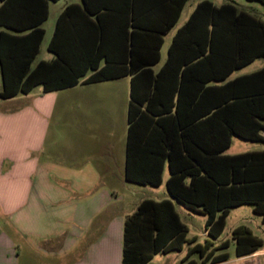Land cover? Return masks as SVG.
Wrapping results in <instances>:
<instances>
[{"label":"trees","instance_id":"trees-1","mask_svg":"<svg viewBox=\"0 0 264 264\" xmlns=\"http://www.w3.org/2000/svg\"><path fill=\"white\" fill-rule=\"evenodd\" d=\"M84 1L83 12L88 15L90 7ZM187 1L129 0L132 31L126 38L130 46L126 62L108 61L102 69L100 63L106 57L103 37L90 49L83 47L79 37L60 38L65 20L77 9L68 7L59 17L49 45L57 59L42 61L32 68L45 36L41 25L49 15L46 1V14L30 34L32 48L24 69H8L0 56V99L29 94L38 86L43 87V93L69 89L79 85L91 70L95 73L86 84L132 76L126 180L160 187L168 165L170 178L166 186L171 197L189 211L207 217L209 239L204 245L197 243L189 248L181 264H220L229 261L230 256L217 252L229 248L230 241L213 246L226 229L231 209L252 205L264 223V151L225 155L234 137L264 142V67L230 80L235 71L264 58V22L231 4L216 7L204 1L177 32L164 67L154 75L151 67L161 61L163 36L178 23ZM168 14L167 22L164 19ZM158 20L164 27H157ZM98 29L103 35L100 24ZM60 43H70L71 54L62 53ZM171 72L177 77L181 72L172 103L170 107L162 101L156 104L153 83L158 89V83ZM188 83L192 110H198L199 95L202 104L206 100V107L197 117L184 118ZM188 234L172 201L145 200L125 223L122 264H148L156 255L182 252L186 244L195 242L188 240ZM232 240L237 258L251 256L264 246V241L245 226L233 230ZM194 254H198L200 262L190 260Z\"/></svg>","mask_w":264,"mask_h":264},{"label":"crops","instance_id":"crops-1","mask_svg":"<svg viewBox=\"0 0 264 264\" xmlns=\"http://www.w3.org/2000/svg\"><path fill=\"white\" fill-rule=\"evenodd\" d=\"M46 1L49 15L41 25L45 36L32 68L42 61L57 59L49 45L56 34L59 17L72 6L77 9L65 20L60 38L79 37L83 47L90 49L103 37L106 57L101 61L100 69L106 67L108 61L112 64L126 62L130 48L126 38L132 31L129 0H87L88 15L83 12L84 0H0V56L8 69H24L32 48L30 34L46 14ZM192 1H187L178 23L163 36L161 61L151 67L154 75L164 67L177 32L204 1L216 7L231 4L264 22V3L259 0H246L259 5L250 8V12L240 5V0H200L191 4ZM164 20L169 21V14ZM98 24L103 28V35H100ZM157 27H164V24L158 20ZM69 44H58L62 53L71 54ZM45 48L50 57L42 58ZM258 61H263L259 69L247 71ZM263 67L264 58L257 59L235 71L230 80L255 73ZM94 73L89 71L79 85L69 89L43 93V87L38 86L29 94L0 99V264H122L125 223L142 202L170 200L177 211L176 201L166 186L170 178L168 165L160 187L142 186L126 180L132 76L84 83ZM180 76L181 72L178 77L171 72L158 83V89L153 83L156 104L162 101L170 107L175 88L180 85ZM2 87L0 65V93ZM39 87L41 90L37 92ZM192 101L191 84L188 83L182 109L184 118L197 117V113L206 107V100L202 104L199 95L198 110L193 111ZM69 115L72 127L66 121ZM124 118L127 126L119 129L117 120L120 122ZM262 134L264 137V131ZM254 151L264 149L242 153ZM132 184L143 187L150 195L140 199L129 196L126 192ZM160 190L163 192L159 195ZM243 206H251L254 213V206ZM257 216L263 223L262 216ZM194 240L188 250L198 243ZM190 260L200 262L198 254Z\"/></svg>","mask_w":264,"mask_h":264},{"label":"rangeland","instance_id":"rangeland-1","mask_svg":"<svg viewBox=\"0 0 264 264\" xmlns=\"http://www.w3.org/2000/svg\"><path fill=\"white\" fill-rule=\"evenodd\" d=\"M200 0H193L191 4H194L195 2ZM240 5L245 8L246 11L250 12V8L253 6H259L255 3H248L246 0H240ZM50 53L45 48L42 54V58H46L47 56L50 57ZM263 61H258L254 65L248 68L247 71H254L256 69H259L261 63ZM41 88L39 87L37 92H39ZM70 127H72V119L69 115L68 119L66 120ZM117 123L119 124V129L123 128L125 129L127 126L126 118L120 120H117ZM256 149H264V143L263 142H250L245 141L243 139H240L238 137H235L233 139V144L231 148L228 151V154H235V153H242L249 150H256ZM131 189L127 190V194L129 196H134V199H140L143 195H150L147 191H144L143 187H140L138 185H130ZM152 189L151 187H148ZM158 190V189H153ZM163 190V189H161ZM158 191L161 192L163 191ZM177 205V211L178 214L181 217L182 222L188 227L189 234L188 238L196 239L198 243H201L204 245L209 238L208 235H206V221L207 217L199 214H195L191 211H189L184 205L179 204L176 202ZM244 225L251 229L253 234L259 238H261L264 241V224L261 221V218L257 215H255L252 211L251 206H242L236 209H233L229 218L227 219V226L222 234V236L218 239L217 242H214V246H219L224 241L229 240L230 246L226 250H221L217 252V254L227 252L230 255V261L220 263V264H264V246L260 251L257 253L243 258H236V245L234 241L232 240V232L235 228ZM190 244H186L184 251L182 252H172L169 255H159L156 257L155 261H153L152 264H181L183 258L186 256V253L188 251V247ZM210 264V263H209Z\"/></svg>","mask_w":264,"mask_h":264}]
</instances>
